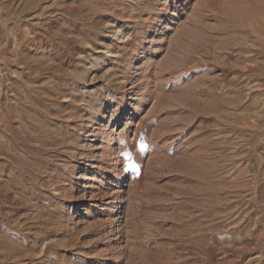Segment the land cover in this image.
Masks as SVG:
<instances>
[{"label":"rangeland","instance_id":"374dc122","mask_svg":"<svg viewBox=\"0 0 264 264\" xmlns=\"http://www.w3.org/2000/svg\"><path fill=\"white\" fill-rule=\"evenodd\" d=\"M0 264H264V0H0Z\"/></svg>","mask_w":264,"mask_h":264},{"label":"bare ground","instance_id":"6f19581e","mask_svg":"<svg viewBox=\"0 0 264 264\" xmlns=\"http://www.w3.org/2000/svg\"><path fill=\"white\" fill-rule=\"evenodd\" d=\"M121 205H122V201H120V202H118V201L114 202L113 207L110 209L109 212H111V214L112 213L113 214H116V213L118 214L120 212Z\"/></svg>","mask_w":264,"mask_h":264}]
</instances>
